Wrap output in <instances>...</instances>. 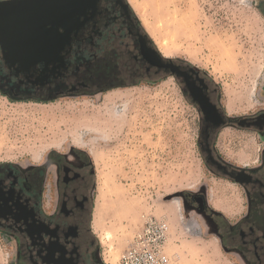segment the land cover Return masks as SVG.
I'll return each instance as SVG.
<instances>
[{
    "label": "flooded vegetation",
    "instance_id": "1",
    "mask_svg": "<svg viewBox=\"0 0 264 264\" xmlns=\"http://www.w3.org/2000/svg\"><path fill=\"white\" fill-rule=\"evenodd\" d=\"M68 2L65 26L40 31L46 42L0 39V92L17 102H53L175 75L197 113L205 173L180 203L225 250L264 264V79L252 108L224 79L163 54L127 0ZM258 7L264 16V0ZM96 176L80 147L52 151L35 165L0 162V234L14 245L15 264H106L93 228Z\"/></svg>",
    "mask_w": 264,
    "mask_h": 264
},
{
    "label": "rangeland",
    "instance_id": "2",
    "mask_svg": "<svg viewBox=\"0 0 264 264\" xmlns=\"http://www.w3.org/2000/svg\"><path fill=\"white\" fill-rule=\"evenodd\" d=\"M127 2L163 54L212 72L257 106L264 79L258 0ZM92 121L106 139L86 129ZM69 146L85 149L96 167L93 228L106 264H125L150 222L166 224L165 264H245L174 199L205 181L197 113L175 75L53 102H17L0 92V162L40 164ZM0 264H15L14 245L1 234Z\"/></svg>",
    "mask_w": 264,
    "mask_h": 264
},
{
    "label": "water",
    "instance_id": "3",
    "mask_svg": "<svg viewBox=\"0 0 264 264\" xmlns=\"http://www.w3.org/2000/svg\"><path fill=\"white\" fill-rule=\"evenodd\" d=\"M68 5V0H5L0 3V39L38 46L50 39L40 32L48 23L65 26Z\"/></svg>",
    "mask_w": 264,
    "mask_h": 264
},
{
    "label": "built area",
    "instance_id": "4",
    "mask_svg": "<svg viewBox=\"0 0 264 264\" xmlns=\"http://www.w3.org/2000/svg\"><path fill=\"white\" fill-rule=\"evenodd\" d=\"M166 224L150 222L142 236L137 240L136 248L127 255L125 264H165L163 255Z\"/></svg>",
    "mask_w": 264,
    "mask_h": 264
},
{
    "label": "bare ground",
    "instance_id": "5",
    "mask_svg": "<svg viewBox=\"0 0 264 264\" xmlns=\"http://www.w3.org/2000/svg\"><path fill=\"white\" fill-rule=\"evenodd\" d=\"M244 95V94H243ZM247 96V95H246ZM121 98V97H120ZM119 98V99H120ZM246 98H248V100H250V97L249 96H247ZM116 98L114 97V96H111L110 98H109V100H115ZM109 110V112H111V114L112 115H114V113L115 114H117V111H115L114 110V108H109L108 109ZM98 122H96V121H92V122H88V125H85V127H86V129L88 130V131H91V132H95V133H97L100 137H101V139H106L107 137H108V134H106L107 133V131H105L103 128H102V125L100 124V122L97 124ZM95 139L94 138H92V140L91 141H94ZM93 152V151H92ZM95 154V153H94ZM95 157H96V159L97 160H99V155H97V154H95ZM215 188L216 187H213V193L211 192V195H214V190H215ZM174 199H178V200H176V203H177V206L179 207V209H181V203H180V197H174ZM96 219H97V221L99 220V212H100V209L98 208L97 210H96Z\"/></svg>",
    "mask_w": 264,
    "mask_h": 264
}]
</instances>
